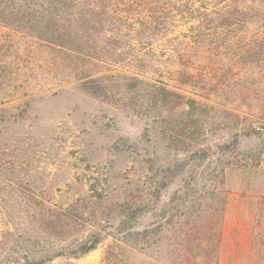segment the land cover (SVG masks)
<instances>
[{"label": "trees", "instance_id": "1", "mask_svg": "<svg viewBox=\"0 0 264 264\" xmlns=\"http://www.w3.org/2000/svg\"><path fill=\"white\" fill-rule=\"evenodd\" d=\"M0 27L102 66L78 81L146 123L136 142L112 145L126 162L118 173L68 202L36 200L26 264L80 259L103 242L101 264H228L227 175L245 167L239 139L252 134L243 100L261 73L245 65L264 61V0H0Z\"/></svg>", "mask_w": 264, "mask_h": 264}, {"label": "rangeland", "instance_id": "2", "mask_svg": "<svg viewBox=\"0 0 264 264\" xmlns=\"http://www.w3.org/2000/svg\"><path fill=\"white\" fill-rule=\"evenodd\" d=\"M245 66L261 75L256 93L243 100L253 114L251 136L239 139L238 158L245 167L227 175L225 257L228 264H246L249 256L264 264V61ZM114 69V74L128 70ZM95 70L104 68L88 67L67 51L16 38L0 27V264L34 260V207L40 196L59 194L68 202L104 180L109 167L118 173L126 162L112 145L134 143L144 132L143 117L116 98L95 97L78 81ZM222 135L209 144L222 143ZM106 246L53 264H101Z\"/></svg>", "mask_w": 264, "mask_h": 264}]
</instances>
